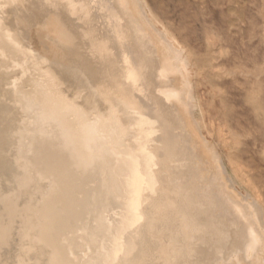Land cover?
I'll return each mask as SVG.
<instances>
[{
	"label": "bare ground",
	"instance_id": "obj_1",
	"mask_svg": "<svg viewBox=\"0 0 264 264\" xmlns=\"http://www.w3.org/2000/svg\"><path fill=\"white\" fill-rule=\"evenodd\" d=\"M183 52L145 0H0V264H264ZM25 109L53 144L15 148Z\"/></svg>",
	"mask_w": 264,
	"mask_h": 264
},
{
	"label": "rangeland",
	"instance_id": "obj_2",
	"mask_svg": "<svg viewBox=\"0 0 264 264\" xmlns=\"http://www.w3.org/2000/svg\"><path fill=\"white\" fill-rule=\"evenodd\" d=\"M145 1L187 57L188 108L218 156L220 183L250 209L264 205V0ZM22 111L30 122L16 123L15 148L53 144L38 115Z\"/></svg>",
	"mask_w": 264,
	"mask_h": 264
}]
</instances>
